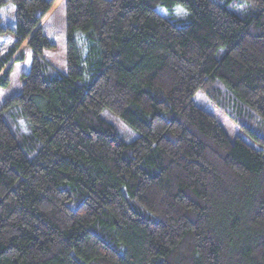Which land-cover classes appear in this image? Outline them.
<instances>
[{
	"label": "trees",
	"instance_id": "1",
	"mask_svg": "<svg viewBox=\"0 0 264 264\" xmlns=\"http://www.w3.org/2000/svg\"><path fill=\"white\" fill-rule=\"evenodd\" d=\"M8 1L0 71L31 60L0 107V264H264L263 149L193 101L264 145V0H63L65 73L55 0Z\"/></svg>",
	"mask_w": 264,
	"mask_h": 264
},
{
	"label": "rangeland",
	"instance_id": "2",
	"mask_svg": "<svg viewBox=\"0 0 264 264\" xmlns=\"http://www.w3.org/2000/svg\"><path fill=\"white\" fill-rule=\"evenodd\" d=\"M15 16V3L8 1L0 6V23L2 26L7 27L4 34L0 36V42L3 44V46L9 43L14 37L13 30L15 28ZM65 25L66 20L63 0H55L48 8V11L40 18L37 24V27H41L43 32H45L48 38H50V40L54 43L53 46L45 48L42 51V55L60 73L66 72ZM78 42L80 45V53L83 56L85 54V44L83 45V42H81L80 36ZM19 54H21L22 59H19ZM30 60V50L25 40L16 49L15 53L11 55V58L6 62V64L3 66V69L0 71L1 76L7 68H10V72L8 74L9 83L6 87H0V107L7 97L18 94V92L21 91L22 81L24 80L22 73L28 71L30 67ZM193 101L196 104L198 103L206 111H210L216 116L219 123L223 126L225 132L227 135H229L231 140L235 137H239L242 140L244 139L253 146L255 145L256 147H261L264 154V145H260L255 140L253 141L249 134L241 129L225 113L218 109L215 103H213L208 97H204L201 90L196 91V94L193 96ZM110 118L108 117L107 119ZM110 120L115 122L117 128L119 127V130L125 132L127 135L125 139L127 141L134 137V132L130 131L128 126L123 121L119 120V122H117V119L115 118H111ZM17 121H20L22 124H24L23 118H19Z\"/></svg>",
	"mask_w": 264,
	"mask_h": 264
}]
</instances>
